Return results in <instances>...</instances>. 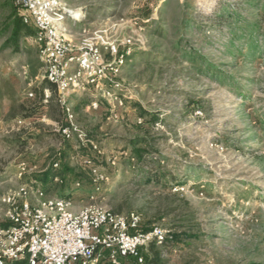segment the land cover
<instances>
[{
	"label": "rangeland",
	"instance_id": "374dc122",
	"mask_svg": "<svg viewBox=\"0 0 264 264\" xmlns=\"http://www.w3.org/2000/svg\"><path fill=\"white\" fill-rule=\"evenodd\" d=\"M62 1L79 11L80 22L68 21L79 28L68 33L73 42L90 30H106L120 49L132 41L118 78L129 93L122 107L100 90L70 97L78 128L70 147L61 123L46 114L63 112L58 94L41 117L24 119L45 67L35 37L21 39L19 52L4 47L10 8L0 0V224L6 196L41 188L36 176L66 150V161L83 172L81 186L67 179L45 194L86 205L90 160L108 178L101 206L170 230L164 246L142 250L154 264H264V0ZM135 103L161 121L150 129ZM80 133L98 148L87 147L91 158L76 154ZM138 135L148 140L143 164L128 146ZM151 169L181 183L171 191L150 184Z\"/></svg>",
	"mask_w": 264,
	"mask_h": 264
},
{
	"label": "built area",
	"instance_id": "2783aa9c",
	"mask_svg": "<svg viewBox=\"0 0 264 264\" xmlns=\"http://www.w3.org/2000/svg\"><path fill=\"white\" fill-rule=\"evenodd\" d=\"M12 2L20 8L24 23L37 30L35 41L45 78L56 85L69 123L61 130L65 138L71 139L78 133L70 97L100 90L123 106L129 91L118 78L132 52L131 40L120 49L110 41L106 30H90L75 43L68 38L67 24L71 21L75 26L80 22L72 14L76 9L62 0ZM92 107L99 108V102L92 103ZM79 139L83 146L90 144L98 149L84 134L80 133ZM60 163L54 167L58 168ZM86 164L91 171L93 191L89 202L79 209L71 198L48 197L40 188L24 186L6 196L10 226L0 228V264L25 259L28 264H149L142 250L168 242L170 230L155 225L142 231L138 215L124 216L101 206L98 195L108 178L90 160ZM20 170L21 174L26 172V163L20 165ZM75 185L80 187L81 182Z\"/></svg>",
	"mask_w": 264,
	"mask_h": 264
},
{
	"label": "trees",
	"instance_id": "16d2710c",
	"mask_svg": "<svg viewBox=\"0 0 264 264\" xmlns=\"http://www.w3.org/2000/svg\"><path fill=\"white\" fill-rule=\"evenodd\" d=\"M4 5L6 7L10 8V12L7 15V18L5 20V24L3 27V32L5 34H8L7 40L4 43L5 48H13L15 52H19V44L21 39L24 38H33L37 34V30L35 27L27 25L24 23L23 18L21 16V11L20 8L15 6L12 0H5ZM257 48L256 44H251L249 46V53H253ZM130 58L127 57V60ZM35 94H36V99L29 104V106L25 107L23 106L22 109H25V114H23L24 119H34L37 117H41L43 115V110L48 108L49 109V104L54 96L58 94V90L55 84L49 82L46 78L42 80V82L36 86L34 89ZM45 91L50 92L51 96H45ZM59 97V96H58ZM51 100V101H50ZM60 103V101H59ZM61 105V104H60ZM135 108L138 110L139 117L141 119H145L147 123L150 125V129L159 123L161 121L160 116L156 113L148 112L138 104H134ZM62 107V106H61ZM63 109V108H62ZM49 112H46L47 115H50V118L58 121L61 123V130L68 127L69 123L67 118L63 119L62 114L65 113L64 110L63 112L60 110H57V114H48ZM141 129V127L139 128ZM145 132H148L147 129L144 130ZM87 139H93L92 136L88 134H84ZM64 137V136H63ZM65 141V147H70L68 143H70V139H67L64 137ZM128 146L130 148L131 154L133 158H136L140 164H143L145 161L146 157L149 155L148 151V140L147 136H141L138 135L132 139L129 140ZM93 149V147L89 145L85 146H80V151H76V154L87 156V157H92L89 149ZM152 148V145L150 143V150ZM72 149V148H71ZM66 150L60 151L59 154L54 156L53 162L43 171H41L36 177V184L39 183L41 185V190L44 193H48L54 187H56L58 184H63L65 180L67 179H75L77 181L82 179L83 172L78 169L77 167L71 166L70 163L66 161V156H67ZM151 154V151H150ZM60 157V159H59ZM61 161L60 166L58 168L54 167V164L57 162ZM155 173V174H154ZM56 179H59L60 182H56ZM147 181L151 184L154 183L156 186H159L161 183L163 189L171 191L172 188L175 185H179L181 182L178 181L173 174L165 172L163 169L162 170H150V176L147 177ZM92 183V180H91ZM62 198H69L68 195H61ZM115 213V212H114ZM117 214V213H116ZM10 226V223L4 222L0 224V228H7ZM152 227L147 226V227H141L142 231H149ZM177 238V236H174ZM151 250H155L157 246L151 245L149 247ZM146 262L149 264H154V260H150L149 258H145ZM13 264H28L27 260H22V261H17L14 262ZM130 264H135L134 262Z\"/></svg>",
	"mask_w": 264,
	"mask_h": 264
},
{
	"label": "crops",
	"instance_id": "0c3cea01",
	"mask_svg": "<svg viewBox=\"0 0 264 264\" xmlns=\"http://www.w3.org/2000/svg\"><path fill=\"white\" fill-rule=\"evenodd\" d=\"M67 27H68L69 30H70L69 33H71V34H76V35L79 34V30H78L79 28L76 29V30H72V27H73V26H70L69 24H67ZM70 37H71V36H70Z\"/></svg>",
	"mask_w": 264,
	"mask_h": 264
},
{
	"label": "bare ground",
	"instance_id": "6f19581e",
	"mask_svg": "<svg viewBox=\"0 0 264 264\" xmlns=\"http://www.w3.org/2000/svg\"><path fill=\"white\" fill-rule=\"evenodd\" d=\"M78 12H79L78 10H73V11H72V14L74 15L75 18H77V13H78Z\"/></svg>",
	"mask_w": 264,
	"mask_h": 264
}]
</instances>
